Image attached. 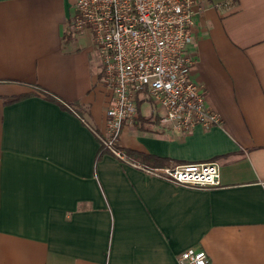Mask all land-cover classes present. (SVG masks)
Instances as JSON below:
<instances>
[{"label":"crops","instance_id":"1","mask_svg":"<svg viewBox=\"0 0 264 264\" xmlns=\"http://www.w3.org/2000/svg\"><path fill=\"white\" fill-rule=\"evenodd\" d=\"M74 2L0 0V264H264V0H199L192 76L220 126L178 133L144 103L150 130L120 137L162 167L217 162L211 190L98 159L112 91Z\"/></svg>","mask_w":264,"mask_h":264},{"label":"built area","instance_id":"2","mask_svg":"<svg viewBox=\"0 0 264 264\" xmlns=\"http://www.w3.org/2000/svg\"><path fill=\"white\" fill-rule=\"evenodd\" d=\"M71 28L91 31L102 62L103 80L112 91L107 124L97 133L101 147L116 159L145 173L197 190L221 187L217 162L175 167H151L130 159L120 145L126 123L148 104L151 117L178 133L222 124L206 101L205 87L196 82L190 53L195 18L203 11L199 0H75ZM179 264H212L201 249L189 248Z\"/></svg>","mask_w":264,"mask_h":264},{"label":"trees","instance_id":"3","mask_svg":"<svg viewBox=\"0 0 264 264\" xmlns=\"http://www.w3.org/2000/svg\"><path fill=\"white\" fill-rule=\"evenodd\" d=\"M43 93L47 96L48 99L54 100V98L51 94L45 93V92H43ZM28 96H30V95H23V96L16 97L15 99L12 100V102L27 98ZM142 104H143L142 102L138 103L139 110H138L137 116L134 119V124L137 126V128L139 130L149 131L150 129L147 128V124L150 122V120L142 115V111H141V105ZM125 151H126L128 157L130 159H132L133 161H136L138 163L147 165V166L162 167V166H165L167 164L166 159H162V158L154 156V155H146V154L131 151V150H125ZM104 153H106V150L103 149V147H102L98 159H100Z\"/></svg>","mask_w":264,"mask_h":264},{"label":"rangeland","instance_id":"4","mask_svg":"<svg viewBox=\"0 0 264 264\" xmlns=\"http://www.w3.org/2000/svg\"><path fill=\"white\" fill-rule=\"evenodd\" d=\"M150 106L149 105H144V108H143V110H144V112L146 113L147 111H149L150 110Z\"/></svg>","mask_w":264,"mask_h":264}]
</instances>
